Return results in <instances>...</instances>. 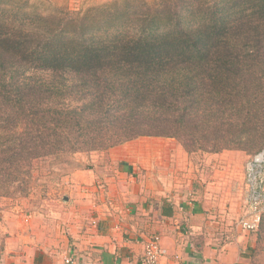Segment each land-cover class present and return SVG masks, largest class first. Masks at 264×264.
Instances as JSON below:
<instances>
[{"label": "trees", "instance_id": "1", "mask_svg": "<svg viewBox=\"0 0 264 264\" xmlns=\"http://www.w3.org/2000/svg\"><path fill=\"white\" fill-rule=\"evenodd\" d=\"M113 1L0 0V195L34 160L141 136L264 147V0Z\"/></svg>", "mask_w": 264, "mask_h": 264}, {"label": "crops", "instance_id": "2", "mask_svg": "<svg viewBox=\"0 0 264 264\" xmlns=\"http://www.w3.org/2000/svg\"><path fill=\"white\" fill-rule=\"evenodd\" d=\"M167 139L127 141L103 152L107 161L67 171L75 187L64 194L68 212L59 222L70 234L55 220L48 234L39 219L23 217L0 250V264H141L144 242L153 234L161 236L167 252L161 264H256L249 252L251 233L237 228L231 234L228 216L213 208L211 181L205 187L195 173L200 184H180L189 160L199 158ZM204 157L214 164L219 153ZM211 171L209 179L217 178ZM104 180L109 188H76L103 186Z\"/></svg>", "mask_w": 264, "mask_h": 264}, {"label": "rangeland", "instance_id": "3", "mask_svg": "<svg viewBox=\"0 0 264 264\" xmlns=\"http://www.w3.org/2000/svg\"><path fill=\"white\" fill-rule=\"evenodd\" d=\"M30 1L37 3L40 9L47 8L43 10L64 7L76 12L87 10L92 6L114 2L113 0ZM149 1L154 2L155 0ZM163 138H170L171 140H167L171 142L177 141L185 149L189 157L194 158L198 156L199 159L190 158L191 160L189 161H191L192 165L188 163L187 169L182 171L180 184L184 185L183 188H194L195 183L200 184L193 177L195 173H198V180L203 182L205 187L211 181L210 187L214 189L210 188V192H213V194L208 196L212 204H214L213 208L216 210V213L228 216V227L231 234H235L237 228L251 233L248 239V243L251 242L249 248L250 255L256 264H264V230L258 231V228L257 230L250 231L240 223L246 209L245 164L253 152L238 149H224L220 152L203 150L190 152L177 138ZM108 149L76 152L72 155H63L59 158L46 157L34 160L32 164L31 187L27 188V192L24 193V190L21 188H10L6 191L3 189L6 195H0V250L4 249L8 238L19 230L18 220L23 217L39 219L41 225L48 227V234H51L50 227L53 224L52 220H55L57 222L56 225L64 226L66 228L65 233L70 234L71 231L68 230L67 226L59 222L62 219L63 212H68L65 209L64 194L67 192L68 195L70 188L75 187L71 176H67L66 172L75 168L90 167L92 163L96 164L95 162L101 163L103 158L107 161V153L103 154V152H107ZM215 153H219L218 159L213 161L214 164L208 165L204 156ZM211 166H214V168ZM211 169L214 172H218L217 178H213L212 180L209 179L213 173ZM215 169L218 170L216 171ZM206 176L208 177V181L205 180ZM104 183L103 186L97 183H83L78 184L76 188H109L107 187L108 183L106 180H104Z\"/></svg>", "mask_w": 264, "mask_h": 264}, {"label": "built area", "instance_id": "4", "mask_svg": "<svg viewBox=\"0 0 264 264\" xmlns=\"http://www.w3.org/2000/svg\"><path fill=\"white\" fill-rule=\"evenodd\" d=\"M246 209L241 218L242 226L250 231L257 230L264 215V147L258 153L250 155L245 164ZM161 243V236L153 234L144 242V253L141 264H161L166 255ZM67 257L66 262H72Z\"/></svg>", "mask_w": 264, "mask_h": 264}]
</instances>
